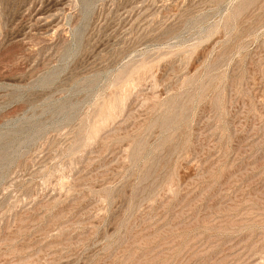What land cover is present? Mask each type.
Instances as JSON below:
<instances>
[{"label":"rangeland","instance_id":"obj_1","mask_svg":"<svg viewBox=\"0 0 264 264\" xmlns=\"http://www.w3.org/2000/svg\"><path fill=\"white\" fill-rule=\"evenodd\" d=\"M0 264H264V0H0Z\"/></svg>","mask_w":264,"mask_h":264}]
</instances>
